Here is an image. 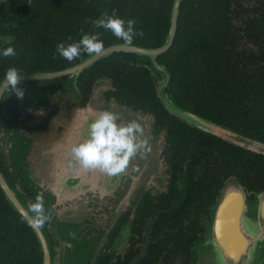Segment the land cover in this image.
Instances as JSON below:
<instances>
[{"label":"trees","instance_id":"1","mask_svg":"<svg viewBox=\"0 0 264 264\" xmlns=\"http://www.w3.org/2000/svg\"><path fill=\"white\" fill-rule=\"evenodd\" d=\"M172 1L31 0L24 12L0 6L13 10L0 12V52H16L0 55V80L10 67L53 72L77 64L88 55L69 62L55 48L85 33L98 32L104 47L123 44L93 28L91 21L104 12L136 22L143 35L134 38V46L157 48L168 32ZM155 62L164 80L148 59L124 52L110 53L76 78L80 103L101 81L106 100L151 116L164 138L167 178L165 192L145 194L129 219L138 245L130 244L123 260L101 254L85 264H189L226 180L235 179L248 194L264 193V156L189 126L162 106L168 98L182 111L264 143V0H181L172 43ZM0 264H41L32 230L1 190Z\"/></svg>","mask_w":264,"mask_h":264},{"label":"water","instance_id":"2","mask_svg":"<svg viewBox=\"0 0 264 264\" xmlns=\"http://www.w3.org/2000/svg\"><path fill=\"white\" fill-rule=\"evenodd\" d=\"M10 1L0 0V6ZM180 2L181 0L172 1L168 32L163 43L157 48L124 46L122 43H115L104 47L101 54L88 55L77 64L60 71L20 73L21 82L50 81L62 77L68 79L62 88L50 91L49 112L46 114V121L41 129L39 128L41 137L33 143L30 155L24 163L25 171L23 172L27 183H31L34 189L37 188L38 191L35 190L34 194L42 192L44 198L50 202L47 209L55 222H84L88 215L99 211L101 212L99 216H102L108 210L107 218L109 212L113 218L109 216L111 222L103 231L102 237L105 239L109 229L115 225L124 212L134 210L142 197L151 192L148 189L141 190L137 183L143 169H138L139 159H144V164L147 160L145 165L151 163L155 165V161H161L162 141L158 139L152 118L147 113L134 111L120 103L106 100L104 95L106 85L101 81L92 86L85 103L80 106L81 97L77 93L75 84L82 70L113 52L131 53L142 59H148L152 70L159 72L164 80L165 71L155 62V58L164 53L172 43ZM17 3L13 6H18ZM162 106L170 115L184 121L189 126L243 150L264 156V143L262 142L251 140L228 128L182 111L168 98L162 101ZM101 111L117 114L119 124L136 120L144 129V136L141 139L147 141V151L142 150L143 155L137 154L130 161L127 170L116 177H109L99 171L81 169L73 161L69 151L73 144L85 139L88 124ZM156 142H159L160 146L156 145ZM147 152L150 153L147 154ZM126 179L129 181L124 184ZM135 188L138 189L133 193L131 206L126 208L125 199ZM0 190L7 203L27 224V205L18 198L10 182L3 178L1 173ZM110 201L114 203L113 209L108 205ZM30 229L39 244L41 264H52L53 254L45 228ZM66 253H71V255L77 253L84 261L65 264H85L90 261L85 260L87 254L81 249L80 244L73 249L69 243ZM189 264H264V193L256 194L251 200L246 197L238 181L233 178L226 180L219 189L216 203L211 210L210 221L201 241L195 244Z\"/></svg>","mask_w":264,"mask_h":264},{"label":"clouds","instance_id":"3","mask_svg":"<svg viewBox=\"0 0 264 264\" xmlns=\"http://www.w3.org/2000/svg\"><path fill=\"white\" fill-rule=\"evenodd\" d=\"M87 22V21H86ZM93 28L109 31L124 46H132L136 36H142L134 25L135 21H125L116 16L115 12H107L91 21ZM71 39V38H69ZM104 51L103 41L98 32L85 33L78 41L65 44L58 43L55 52L66 61H73L82 55H99ZM4 57L16 55L13 47H7L0 52ZM55 58V56L53 57ZM22 75L15 67L6 70L3 80H0V96L14 93L18 99L24 96V90L18 85ZM117 114L101 111L96 118L88 124L87 135L82 142L73 144L69 151L73 161L83 170L99 171L109 177L123 174L130 161L147 151V141L141 139L144 129L136 120L126 124H119ZM27 224L30 228H42L51 220V214L45 209L43 195L38 193L35 201L27 205Z\"/></svg>","mask_w":264,"mask_h":264},{"label":"flooded vegetation","instance_id":"4","mask_svg":"<svg viewBox=\"0 0 264 264\" xmlns=\"http://www.w3.org/2000/svg\"><path fill=\"white\" fill-rule=\"evenodd\" d=\"M30 2L31 0H11L8 4L3 6H11L24 12L25 7L29 6ZM16 3L19 5L14 7L13 4ZM1 11L11 13L13 10L0 8V12ZM67 81V77H62L50 81L21 82L18 87L24 90L22 99H18L15 94L11 92L0 96V173L3 178L10 182L11 187L26 205H28L26 199L33 196V190L27 187L28 183L23 173L25 171L24 163H26L30 155V149L33 143H36L41 137L39 128L41 129L42 124L46 121V114L49 112L48 99L51 97V95H49L51 93L50 91L59 90ZM108 101L113 100L109 99ZM83 104L84 102L80 103V106ZM156 134L162 141L160 156L163 171L161 177L157 179L158 185L156 189L150 192V195L165 192L167 181L164 173L165 162L162 155L164 138L159 132L157 133V130ZM22 176L25 177L23 178L25 182L21 180L20 177ZM40 193L42 194V192ZM245 193L246 197L251 200L256 195V193ZM133 214L134 210H127L116 221L115 225L106 236L102 254H112V256H117L120 260H123L124 253L130 247V244L138 245L133 238V234L130 232L131 225L129 219H131ZM122 219L124 220L122 221ZM44 228L47 231L52 246L53 239L47 230V223L44 225ZM199 241H201V239H199ZM141 248H143L142 244H140L138 250H141ZM194 250L195 246L193 245L191 251L193 252ZM99 256L100 255H98V257Z\"/></svg>","mask_w":264,"mask_h":264},{"label":"rangeland","instance_id":"5","mask_svg":"<svg viewBox=\"0 0 264 264\" xmlns=\"http://www.w3.org/2000/svg\"><path fill=\"white\" fill-rule=\"evenodd\" d=\"M106 89H107V85H106ZM158 139L160 138L158 137ZM158 144L159 142L158 143L156 142V145ZM161 147H162V143H161ZM149 153L150 152H147V154ZM139 161L140 162H139L138 169L139 170H141V168L143 169H142V172H140V178L137 183L139 186L138 188H141V190L148 189V190H151L152 192L154 189H156L158 185L157 184L158 177H161L162 175V171H163L162 163L161 161L160 162L155 161V165L152 163L145 165L147 160H145V164H144V159H139ZM126 175L127 173L125 174V176ZM20 178L22 181H24L23 178L25 177L22 176ZM128 181L129 180L126 179L124 181V184L127 183ZM121 182H123V180H121ZM27 187L33 190V196L26 199V202L29 204L35 201V197L37 194L36 193L37 188L34 189L31 183L27 184ZM138 188H135L130 194V196L125 199L124 204L126 208L131 206V200L134 198L133 193ZM35 190L36 192L34 194ZM116 198L119 199V197H116ZM43 199H44L45 209L48 211L47 207L50 202L47 200V198H44V195H43ZM92 205H97V204H92ZM108 205L112 206V209H113L114 203L110 201L108 202ZM89 206H90V203H89ZM107 212L108 210H106L102 216H99L101 212L98 211L96 213L88 215L84 222H79V223H63L59 221L55 222V219L51 217V220L47 222V230L53 239V244H52L53 262L52 264H65L67 262L84 261L83 259L80 258V256L77 253H72V255L71 253L69 254L66 253L69 243L70 245H72L73 249L77 248V246L80 244L81 249L84 250L87 254L85 260H90L89 262L94 261L93 259H95L98 255H101L103 246L105 243V239H106V238L103 239L102 237L103 231L106 228V226L110 224L111 222L110 218L111 217L113 218V215H111V212L108 213L110 218L109 216L107 218V215H106ZM59 216L60 215H58V217Z\"/></svg>","mask_w":264,"mask_h":264}]
</instances>
